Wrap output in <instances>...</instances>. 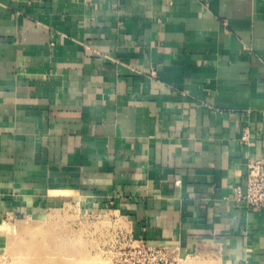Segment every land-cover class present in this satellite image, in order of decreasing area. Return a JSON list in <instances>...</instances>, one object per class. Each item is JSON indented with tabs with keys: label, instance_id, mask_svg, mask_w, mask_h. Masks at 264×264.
<instances>
[{
	"label": "crops",
	"instance_id": "obj_1",
	"mask_svg": "<svg viewBox=\"0 0 264 264\" xmlns=\"http://www.w3.org/2000/svg\"><path fill=\"white\" fill-rule=\"evenodd\" d=\"M251 158L264 0H0V243L75 206L129 243L264 264Z\"/></svg>",
	"mask_w": 264,
	"mask_h": 264
},
{
	"label": "rangeland",
	"instance_id": "obj_2",
	"mask_svg": "<svg viewBox=\"0 0 264 264\" xmlns=\"http://www.w3.org/2000/svg\"><path fill=\"white\" fill-rule=\"evenodd\" d=\"M5 225L0 264H111L138 244L119 238L105 219L75 206ZM176 259L177 264H191L193 260L221 264L210 254L180 253Z\"/></svg>",
	"mask_w": 264,
	"mask_h": 264
},
{
	"label": "built area",
	"instance_id": "obj_3",
	"mask_svg": "<svg viewBox=\"0 0 264 264\" xmlns=\"http://www.w3.org/2000/svg\"><path fill=\"white\" fill-rule=\"evenodd\" d=\"M248 138L245 133L242 141L246 142ZM247 166L246 188L240 196L250 206L264 208V159L251 158ZM130 252L122 253L121 258L111 264H177L178 253L169 248H153L145 242H139Z\"/></svg>",
	"mask_w": 264,
	"mask_h": 264
},
{
	"label": "bare ground",
	"instance_id": "obj_4",
	"mask_svg": "<svg viewBox=\"0 0 264 264\" xmlns=\"http://www.w3.org/2000/svg\"><path fill=\"white\" fill-rule=\"evenodd\" d=\"M196 259V258H195ZM191 264H211L210 262L206 260H193Z\"/></svg>",
	"mask_w": 264,
	"mask_h": 264
}]
</instances>
